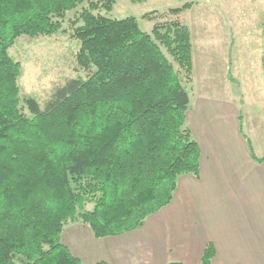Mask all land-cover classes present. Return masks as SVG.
<instances>
[{"label":"trees","instance_id":"16d2710c","mask_svg":"<svg viewBox=\"0 0 264 264\" xmlns=\"http://www.w3.org/2000/svg\"><path fill=\"white\" fill-rule=\"evenodd\" d=\"M116 2L0 0V264H85L63 242L68 221L79 218L97 239L136 231L171 204L179 177L199 176L190 94L175 67L190 81L192 36L180 16L192 3L145 14L147 32L136 17L99 13ZM83 5L70 26L85 75L43 107L27 99L28 117L10 50L19 37L58 34ZM87 202L94 207L83 211ZM214 257L209 243L201 264Z\"/></svg>","mask_w":264,"mask_h":264},{"label":"crops","instance_id":"0c3cea01","mask_svg":"<svg viewBox=\"0 0 264 264\" xmlns=\"http://www.w3.org/2000/svg\"><path fill=\"white\" fill-rule=\"evenodd\" d=\"M254 106L199 96L186 120L201 151L199 176L179 177L171 204L142 228L97 239L73 223L64 244L85 264H201L209 243L211 264H264V163L251 157L247 142L264 157L256 150L264 143V108Z\"/></svg>","mask_w":264,"mask_h":264},{"label":"rangeland","instance_id":"374dc122","mask_svg":"<svg viewBox=\"0 0 264 264\" xmlns=\"http://www.w3.org/2000/svg\"><path fill=\"white\" fill-rule=\"evenodd\" d=\"M186 2L192 6L180 18L192 36L194 69L190 81L174 64L189 91L191 106L199 96L211 94L264 108V0H117L111 12L99 13L113 19L136 17L141 28L149 32L151 23L144 20L145 14ZM83 7L86 5L68 13L58 34L22 36L11 48V57L21 65L20 108L28 117L27 99L33 98L43 107L57 86L85 75L77 66L80 43L72 38L70 26ZM256 146L257 152L264 154V143ZM93 207L94 203L87 202L83 211ZM73 223L83 224L76 218L65 228Z\"/></svg>","mask_w":264,"mask_h":264}]
</instances>
